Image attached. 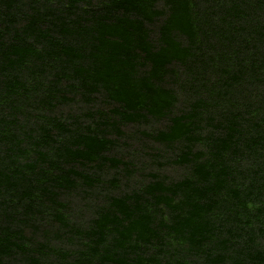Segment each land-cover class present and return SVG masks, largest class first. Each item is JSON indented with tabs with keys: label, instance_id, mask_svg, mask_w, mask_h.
I'll use <instances>...</instances> for the list:
<instances>
[{
	"label": "trees",
	"instance_id": "obj_1",
	"mask_svg": "<svg viewBox=\"0 0 264 264\" xmlns=\"http://www.w3.org/2000/svg\"><path fill=\"white\" fill-rule=\"evenodd\" d=\"M0 264H264V0H0Z\"/></svg>",
	"mask_w": 264,
	"mask_h": 264
}]
</instances>
